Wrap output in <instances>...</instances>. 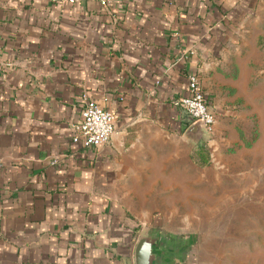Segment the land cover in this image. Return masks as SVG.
I'll list each match as a JSON object with an SVG mask.
<instances>
[{
    "label": "crops",
    "instance_id": "crops-1",
    "mask_svg": "<svg viewBox=\"0 0 264 264\" xmlns=\"http://www.w3.org/2000/svg\"><path fill=\"white\" fill-rule=\"evenodd\" d=\"M191 74L214 159L263 105L264 0H0V264H133L143 229L184 264L192 251L150 197L198 177ZM89 102L115 114L99 146L72 141Z\"/></svg>",
    "mask_w": 264,
    "mask_h": 264
},
{
    "label": "rangeland",
    "instance_id": "rangeland-1",
    "mask_svg": "<svg viewBox=\"0 0 264 264\" xmlns=\"http://www.w3.org/2000/svg\"><path fill=\"white\" fill-rule=\"evenodd\" d=\"M234 128L235 139L214 159L206 145L207 164L190 142L198 177L182 195L150 197L192 251L184 264H264V101Z\"/></svg>",
    "mask_w": 264,
    "mask_h": 264
},
{
    "label": "built area",
    "instance_id": "built-area-1",
    "mask_svg": "<svg viewBox=\"0 0 264 264\" xmlns=\"http://www.w3.org/2000/svg\"><path fill=\"white\" fill-rule=\"evenodd\" d=\"M53 2L73 4L79 0H50ZM103 6L111 0H98ZM189 94L180 99L188 114L191 124L201 121L205 125L207 135L212 131L215 123V114L209 108L202 86L196 76L188 77ZM115 132V114L106 107L89 102L82 111V119L73 125L72 141L83 146H99L107 143ZM53 163L57 159L52 160Z\"/></svg>",
    "mask_w": 264,
    "mask_h": 264
},
{
    "label": "water",
    "instance_id": "water-1",
    "mask_svg": "<svg viewBox=\"0 0 264 264\" xmlns=\"http://www.w3.org/2000/svg\"><path fill=\"white\" fill-rule=\"evenodd\" d=\"M207 137L201 121L191 124L184 132V138L198 145ZM182 256L179 245L164 232L143 229L133 250V264H175Z\"/></svg>",
    "mask_w": 264,
    "mask_h": 264
},
{
    "label": "trees",
    "instance_id": "trees-1",
    "mask_svg": "<svg viewBox=\"0 0 264 264\" xmlns=\"http://www.w3.org/2000/svg\"><path fill=\"white\" fill-rule=\"evenodd\" d=\"M206 142L202 141L198 145L195 146L194 151L196 153V156L198 157V160L202 164H207L209 162L208 155L206 152Z\"/></svg>",
    "mask_w": 264,
    "mask_h": 264
}]
</instances>
